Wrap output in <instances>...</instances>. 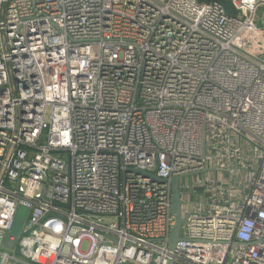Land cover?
Here are the masks:
<instances>
[{"label": "built area", "instance_id": "obj_1", "mask_svg": "<svg viewBox=\"0 0 264 264\" xmlns=\"http://www.w3.org/2000/svg\"><path fill=\"white\" fill-rule=\"evenodd\" d=\"M229 1L0 0V264H264V0Z\"/></svg>", "mask_w": 264, "mask_h": 264}, {"label": "water", "instance_id": "obj_2", "mask_svg": "<svg viewBox=\"0 0 264 264\" xmlns=\"http://www.w3.org/2000/svg\"><path fill=\"white\" fill-rule=\"evenodd\" d=\"M148 175V174H147ZM154 179H157L158 181H164V179L157 178L154 174L151 175ZM183 176H175L171 179V185H172V206L171 211L175 218V224L170 232L169 235V245L172 248L174 244L179 240L180 235V227L181 223L183 221V218L181 217V201L178 194V181ZM18 234H14L11 231H9L8 238L5 242V247L8 249H12L14 245L15 238Z\"/></svg>", "mask_w": 264, "mask_h": 264}, {"label": "rangeland", "instance_id": "obj_3", "mask_svg": "<svg viewBox=\"0 0 264 264\" xmlns=\"http://www.w3.org/2000/svg\"><path fill=\"white\" fill-rule=\"evenodd\" d=\"M264 12L263 9H259L257 11V21H256V25L260 28L261 27V21H260V16L262 15V13ZM236 11L232 10L231 14H235ZM27 219H28V209L23 206V205H19L16 209V213H15V217H14V221H13V225L10 229V231L14 234H22L24 232V228L25 225L27 223ZM2 250H5L4 248Z\"/></svg>", "mask_w": 264, "mask_h": 264}, {"label": "trees", "instance_id": "obj_4", "mask_svg": "<svg viewBox=\"0 0 264 264\" xmlns=\"http://www.w3.org/2000/svg\"><path fill=\"white\" fill-rule=\"evenodd\" d=\"M200 1L202 2L217 1L224 6V8L229 14H231V11H230L231 9L235 10L229 0H200Z\"/></svg>", "mask_w": 264, "mask_h": 264}, {"label": "crops", "instance_id": "obj_5", "mask_svg": "<svg viewBox=\"0 0 264 264\" xmlns=\"http://www.w3.org/2000/svg\"><path fill=\"white\" fill-rule=\"evenodd\" d=\"M230 11H232V9Z\"/></svg>", "mask_w": 264, "mask_h": 264}]
</instances>
